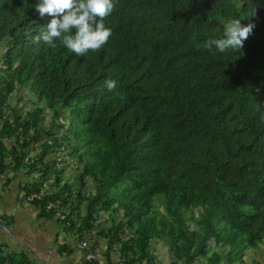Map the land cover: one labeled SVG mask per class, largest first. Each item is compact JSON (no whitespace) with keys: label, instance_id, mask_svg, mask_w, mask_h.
Returning <instances> with one entry per match:
<instances>
[{"label":"trees","instance_id":"16d2710c","mask_svg":"<svg viewBox=\"0 0 264 264\" xmlns=\"http://www.w3.org/2000/svg\"><path fill=\"white\" fill-rule=\"evenodd\" d=\"M36 3L0 0V173L41 172L26 195L79 235L100 221L122 264H244L264 243V0H117L85 56L33 43ZM237 17L243 48L204 47Z\"/></svg>","mask_w":264,"mask_h":264},{"label":"crops","instance_id":"0c3cea01","mask_svg":"<svg viewBox=\"0 0 264 264\" xmlns=\"http://www.w3.org/2000/svg\"><path fill=\"white\" fill-rule=\"evenodd\" d=\"M2 53L0 48V56ZM18 95L15 100L10 99L11 106L19 109L23 107L24 111L29 110L31 105H28V94L20 95L27 101L20 104H18ZM47 122H50V119ZM45 139L44 136L42 142ZM17 140L13 138L11 142L5 143L9 152H12L15 147L14 142ZM40 146L39 144L32 146L38 154L41 150ZM48 158L51 159V156ZM45 162L44 159L43 163ZM58 165L61 166V163ZM42 166V162L39 161L34 167L42 169ZM76 166L75 163L65 169V177L69 179L74 177ZM29 172V170L25 171L13 166L0 173V248L5 257L24 256L31 264H95L85 261V253L78 247L80 241L85 240L90 243V249L94 255L106 264H122L120 247L113 246L103 233H99L100 221L95 224L93 229L82 235H79L76 229L68 226L71 229L70 232L64 233L61 224L64 223L65 217L60 213L52 214L53 216L45 214L40 206L34 203L35 201H28L27 190L33 189V187H29V184L35 185L39 180L38 175L41 174L38 171L36 173ZM47 179L48 181H44L46 189L57 184L54 177L47 175ZM69 183L74 184L75 181ZM52 206L53 204L50 205V207ZM71 216L76 217L75 214H71ZM107 227H110V224L107 223ZM63 235L64 237L61 238ZM260 246L264 250V243ZM161 256L164 264H169L167 253L161 252ZM244 264H264V261L256 256L252 260L244 256Z\"/></svg>","mask_w":264,"mask_h":264},{"label":"clouds","instance_id":"9594fccd","mask_svg":"<svg viewBox=\"0 0 264 264\" xmlns=\"http://www.w3.org/2000/svg\"><path fill=\"white\" fill-rule=\"evenodd\" d=\"M116 3L117 0H37L34 5L35 12L41 18L48 16L51 20L33 37V43L43 42L55 49L56 42L59 41L78 56L97 51L113 35L112 29L106 27L104 20L113 13ZM241 21L238 17L231 18L225 24L222 36L208 39L204 47L208 50L215 48L220 53L243 48L255 25L249 23L245 26ZM105 84L109 91L116 88L113 80H107ZM49 119L52 120L47 115L46 121Z\"/></svg>","mask_w":264,"mask_h":264},{"label":"built area","instance_id":"2783aa9c","mask_svg":"<svg viewBox=\"0 0 264 264\" xmlns=\"http://www.w3.org/2000/svg\"><path fill=\"white\" fill-rule=\"evenodd\" d=\"M41 198H42V194L41 193L32 194L30 196H27V200L30 201V202H34L36 200H40ZM52 207H56V206L53 205ZM79 247L85 253V261L93 262L95 264H106L104 261H102L101 259L97 258L94 255V253L90 249V243L88 241L81 240L80 243H79Z\"/></svg>","mask_w":264,"mask_h":264},{"label":"rangeland","instance_id":"374dc122","mask_svg":"<svg viewBox=\"0 0 264 264\" xmlns=\"http://www.w3.org/2000/svg\"><path fill=\"white\" fill-rule=\"evenodd\" d=\"M61 172H63V175L65 176V170H63V169H61ZM70 185H72V183H70ZM75 198V197H74ZM154 202H158V197H156L155 199H154ZM71 219H76L75 217H71ZM63 221H64V219H63ZM62 221V222H63ZM61 228H63L62 229V231L64 232V233H68V232H70V228H68L67 226H66V224L65 223H62L61 224ZM62 237H64V235L63 236H61V238ZM79 247V246H78ZM80 249V248H79ZM257 257L258 259H262L263 261H264V250H262V248H261V246H259L257 249H248L247 251H245V257H248V259L249 260H252L254 257Z\"/></svg>","mask_w":264,"mask_h":264}]
</instances>
